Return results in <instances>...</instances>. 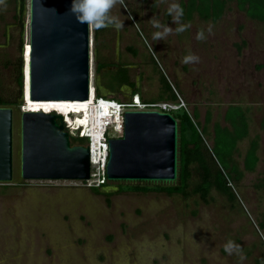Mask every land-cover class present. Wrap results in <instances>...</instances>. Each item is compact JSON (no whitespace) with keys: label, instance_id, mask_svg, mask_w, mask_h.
Segmentation results:
<instances>
[{"label":"rangeland","instance_id":"1","mask_svg":"<svg viewBox=\"0 0 264 264\" xmlns=\"http://www.w3.org/2000/svg\"><path fill=\"white\" fill-rule=\"evenodd\" d=\"M186 1L117 0L110 15L123 21V27L110 26L97 42L90 25L91 92L97 96L99 61L133 65L132 77L141 84L140 96L146 101L157 99L163 75L185 109L190 114L197 110L202 125L210 113L209 146L216 125L231 129L225 120L227 109L242 107L248 134L232 156L242 174L235 187L237 201L231 204L216 191L205 203L179 194L120 190L126 183L109 182L110 191L95 193L79 181L21 180V112L63 114L66 108L61 103L37 105L25 100L14 108V182L0 184V264H264V228H260L264 222V24L248 18L235 2L216 22L198 13L190 21L182 17L177 21L169 9ZM4 7L0 90L7 96L17 89L16 61L27 58L29 19L26 7L21 30L15 18L17 1ZM153 21L172 32L154 40L153 34L162 29L154 28ZM181 26L185 30L177 32ZM200 32L204 39H197ZM189 55L198 57V62L185 63ZM103 92L123 102L126 90L115 97L104 86ZM68 117H73L71 112ZM253 140L259 160L248 171L244 159ZM230 241L239 252L225 251Z\"/></svg>","mask_w":264,"mask_h":264},{"label":"water","instance_id":"2","mask_svg":"<svg viewBox=\"0 0 264 264\" xmlns=\"http://www.w3.org/2000/svg\"><path fill=\"white\" fill-rule=\"evenodd\" d=\"M27 1L29 53L23 66L20 104L25 100L88 101L90 25L77 21L70 11L72 0ZM95 90L106 96L100 77ZM14 108L0 106V184L14 182ZM123 127L122 136L107 140L108 181L176 185L180 173L177 119L157 110H126ZM89 175V147L72 144L62 114L21 112V180L82 181ZM107 186L101 191H110Z\"/></svg>","mask_w":264,"mask_h":264},{"label":"trees","instance_id":"3","mask_svg":"<svg viewBox=\"0 0 264 264\" xmlns=\"http://www.w3.org/2000/svg\"><path fill=\"white\" fill-rule=\"evenodd\" d=\"M16 1L18 4V14L15 16L16 24L20 25L22 30L26 0ZM232 2H235L236 8L244 12L248 18L264 24V0H187L180 5L183 14L185 10L187 11L186 16L182 15L181 17L186 21H190L193 13H198L201 18L216 22L222 17L226 7ZM8 3H10V0H0V12L4 11V6ZM186 5L187 8H185ZM0 17L2 18V15ZM109 27L95 29L94 41L97 42L101 35L109 31ZM21 46H23L22 43ZM24 61L22 57L16 61V91L6 96L0 90V106H20L22 88L24 86ZM107 66L108 63L99 61L96 65V73H101ZM128 72L127 69H121L119 73H112L110 76L106 75L107 81L105 82V80L101 79L102 85H106L112 90H118L123 83L133 86L134 83L131 81L132 79L128 75ZM105 73L107 71H104L103 74ZM160 81L161 88L157 99L146 101L141 97L143 101L177 100L176 92L165 76L161 75ZM134 94H138V91L135 90ZM96 95L98 97L102 96L99 90H96ZM177 111L173 116L177 119L180 127V173L178 183L176 185L121 184L120 190L128 189L134 192L155 191L167 194H179L184 198L196 197L205 203H208L213 198L212 192L216 191L226 197L227 201L231 204H234L237 201L235 187L239 186L242 174L237 166L232 163V156L236 151L238 142L248 134L246 111L240 106L229 107L225 113V120L231 125V129L216 125L211 146H209L207 138V124L210 121V113L206 114L205 125H202L199 121L197 110H194L192 114L185 108ZM49 113L56 112L50 111ZM261 127L264 131V117ZM71 142L75 145L86 144L87 141L83 137H73ZM258 160L257 146L253 140L245 155L244 168L248 171H253L256 168ZM91 190L95 193H102L101 188H92ZM260 228H264V222L260 225Z\"/></svg>","mask_w":264,"mask_h":264},{"label":"built area","instance_id":"4","mask_svg":"<svg viewBox=\"0 0 264 264\" xmlns=\"http://www.w3.org/2000/svg\"><path fill=\"white\" fill-rule=\"evenodd\" d=\"M103 103H108L116 106V115L114 120L111 119L110 114L101 115L103 110ZM111 106V109L113 106ZM92 106L95 112L99 113V118L96 124H87L78 128V131L70 133H77L80 137L85 138L86 144L90 151V175L86 180L79 181L83 187L86 188H102L109 183L106 176V164L108 160V143L110 138H117L123 134V114L126 110H157L160 112L172 113L181 108H185L184 101L177 95L176 101H143L138 94L133 95L128 101H118L111 97H97L95 96ZM103 113V112H102ZM67 127V126H66ZM68 128V127H67ZM98 129L99 135H95V130ZM94 143L97 147L93 149Z\"/></svg>","mask_w":264,"mask_h":264},{"label":"clouds","instance_id":"5","mask_svg":"<svg viewBox=\"0 0 264 264\" xmlns=\"http://www.w3.org/2000/svg\"><path fill=\"white\" fill-rule=\"evenodd\" d=\"M116 3L117 0H72L70 11L76 17L78 22L91 25L95 29L114 26L117 30H119L123 27V21L110 15V10L115 6ZM169 12L170 14L171 13L175 14V19L177 21L183 15V10L179 7L178 4H173L172 7L169 9ZM153 27L156 29H162V31H156L153 34L154 40H161L166 35L172 32L171 28L162 25L158 21H153ZM184 30L185 27L181 26L176 31L183 32ZM208 31L211 32V28H209ZM197 39H204L203 32L198 33ZM184 62L185 63L198 62V57L194 55H189L184 58ZM100 97H106V96H100ZM234 250L239 252V247L235 246L230 241L226 245L225 251L231 254Z\"/></svg>","mask_w":264,"mask_h":264},{"label":"bare ground","instance_id":"6","mask_svg":"<svg viewBox=\"0 0 264 264\" xmlns=\"http://www.w3.org/2000/svg\"><path fill=\"white\" fill-rule=\"evenodd\" d=\"M29 39V38H28ZM28 53H29V42H28V46H27V58L28 59ZM90 90H92L90 88ZM93 92L90 91V99L88 101H84V102H70V101H38V102H31L30 103H36L38 104H48V103H61V105H64L66 108L64 109V112L62 114L63 116H65L64 121H65V125L68 127V129H71L72 132H76L78 131V128L80 127H85L87 126V124H96L98 118H99V113L95 112L92 103L93 100L95 98V95L92 94ZM64 103H71L73 104L68 105V104H64ZM112 104H108V103H103V110L100 112V116L101 115H106L110 114V112H112V117L111 119L114 120L115 115H116V106L112 105L113 108L111 109ZM71 107V108H70ZM31 111V110H30ZM38 111V110H36ZM44 112V111H41ZM72 113L73 117L70 118L68 117L69 113ZM103 112V113H102ZM49 113V112H46ZM115 113V115H114ZM95 135H99L101 131H99L98 129H96L95 131ZM97 147V143H94L93 145V149H95Z\"/></svg>","mask_w":264,"mask_h":264},{"label":"flooded vegetation","instance_id":"7","mask_svg":"<svg viewBox=\"0 0 264 264\" xmlns=\"http://www.w3.org/2000/svg\"><path fill=\"white\" fill-rule=\"evenodd\" d=\"M132 68H133V65H131V64L120 63L118 61H113V62L108 63V66L106 67V69H104L101 73L99 72V73H96V74H99L101 76V79L105 80V82H106L107 81L106 75L110 76V75H112V73L121 72V69H127L129 71L128 75L131 77V79H132L131 81H133V83H134L133 86H129V85H126V84L123 83L118 90H112V89L108 88L106 85H104V87L109 91V94L113 95L114 97L116 96L115 93H117L118 91L126 90V93L124 94L122 100L123 101H128L127 99H129L131 96L134 95V91L135 90L138 91V95L140 96V90L139 89H140L141 84L139 86L136 77L135 78L132 77V74H131V69ZM104 71L105 72L107 71V73L103 74ZM140 97H142V95ZM68 131H69V129H68ZM69 133H70V131H69ZM70 135H71V140H72L73 137H80V135L77 134V133L76 134L75 133L74 134L70 133Z\"/></svg>","mask_w":264,"mask_h":264}]
</instances>
